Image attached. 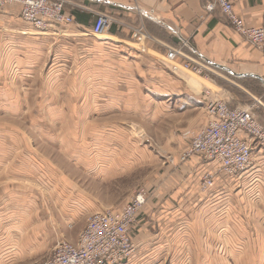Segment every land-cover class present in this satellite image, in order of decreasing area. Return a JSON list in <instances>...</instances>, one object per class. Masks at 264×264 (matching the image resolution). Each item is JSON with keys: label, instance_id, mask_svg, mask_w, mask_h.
I'll use <instances>...</instances> for the list:
<instances>
[{"label": "crops", "instance_id": "0c3cea01", "mask_svg": "<svg viewBox=\"0 0 264 264\" xmlns=\"http://www.w3.org/2000/svg\"><path fill=\"white\" fill-rule=\"evenodd\" d=\"M64 1L63 12L72 18L71 23L51 27L46 32H38L25 24L19 17L17 5L0 8V100L4 101L1 107H5L8 113L40 112L28 111V106L22 111L16 104V89H8L5 85L8 83L21 89L31 84L34 80L32 75L37 71L32 65L40 61V65L47 62L51 69L47 83L53 94L51 92L50 102L44 106L46 113L66 116L65 124L70 113L120 112L117 98L125 99L126 107L141 108V112L154 107L174 113L205 109L212 99L220 98L235 106L234 103L240 104L246 98L249 100L246 105L253 100L259 103L254 114L264 126V49L254 48L240 36L218 8L205 13L207 0ZM232 3L235 15L246 27L264 29V0H232ZM101 14L112 16L115 23L105 35L94 37L92 28L96 17ZM141 23L157 41L133 38L132 29ZM167 46L185 50L207 67L231 75L232 79L253 82L255 95L243 89L242 93L239 90L240 96H235L206 77L207 85L217 91H203L192 77L196 73L187 69L172 70L165 60ZM136 77L147 84L145 94L140 93ZM76 83L81 89L70 93L78 88ZM62 89L65 91L54 93ZM27 90L25 96L30 95ZM60 97L67 98L66 105L60 104ZM75 97L92 99L99 105L86 101L83 105H76ZM104 98L110 99L108 106H101ZM139 98L141 102L132 100ZM196 131L183 134V140L171 139L172 147L184 150ZM46 137L43 140L48 144L60 148L76 143L86 144L85 138L73 142L71 138L59 139L54 134ZM2 139L0 264H39L47 259L46 256V259L43 258L44 253L50 249L61 226L54 229L53 223L49 224L48 219L39 213V202L34 192L24 186L1 182L7 166ZM117 139L125 142L122 138L111 136L109 142H96L93 138L92 145H111L112 142L118 145ZM29 158L37 162L31 155ZM79 158L86 164L89 156L84 153V159L80 154ZM59 163L60 168L64 167L61 161ZM203 163L199 157L192 156L180 167L182 173L178 182L183 188L179 189V194L189 193L197 198V189L195 191L194 188L198 173L208 165L215 168L214 163L206 162V166ZM37 166L41 167L40 163ZM31 169L28 165L27 170H22L21 179L40 182L38 172L35 174ZM41 169L46 172L45 168ZM215 178L218 185L215 184L207 195L198 197L194 207L191 203L184 205V209L193 210L191 216L173 232H166V224H163L160 215L178 210L180 206L176 208L167 202L162 203L160 197L156 210L148 199L131 230L138 247L122 264H264V157L255 158L252 168L232 179L227 180L220 174ZM171 234L172 239H169ZM59 241H63L61 237L55 243ZM166 258H172L173 262H168Z\"/></svg>", "mask_w": 264, "mask_h": 264}, {"label": "rangeland", "instance_id": "374dc122", "mask_svg": "<svg viewBox=\"0 0 264 264\" xmlns=\"http://www.w3.org/2000/svg\"><path fill=\"white\" fill-rule=\"evenodd\" d=\"M134 28L144 39H155L142 23L137 24ZM155 41L157 40L155 39ZM168 47H166L167 53L176 51L180 55L176 63L172 64L175 67L172 70L177 72L181 69L184 71L187 68L180 66L179 63L183 59L192 61L187 70L191 71L192 68L196 67L200 70L199 74L192 75V77L198 81L199 88L203 91H217L216 88L207 85L206 79L208 78L218 86H223L224 90L234 93L235 96H240L239 90L243 89L255 95L253 82L246 83L232 79L231 75H224L207 67L190 56L185 50ZM35 64L32 67H36L37 71L32 75L34 80L31 84H26L27 86L21 89L8 83L5 85L8 89H16V104L22 108V111H25L26 106H28V111L39 110L40 112L8 113L5 107H1L4 101L0 100V138H3L7 155L5 178L1 182L5 181L12 186H24L34 192L39 202V213L48 219L46 220L49 221V224L53 223L54 229L58 225L61 226V230L54 235V242L50 245L51 247L49 246L50 249L44 253L43 258L45 256L48 258L51 255L58 243H55L58 237L67 243L74 244L90 215L121 208L139 191L146 193L147 200L152 202L156 210L159 208L157 202L160 201V197L163 199L162 203L167 202L169 206L176 208L177 205L180 206L178 210L174 209L173 212L168 211L160 215L163 224H166L164 227L166 232H173L172 230H177L180 227L179 224L191 216L193 210L184 209V205L191 203L190 205L194 207L199 201L198 197L207 195L215 184L218 185V182L213 181L214 185L204 190V176L213 169V166H206L204 164L206 161L202 157L191 155V157L197 156L202 159L204 161L202 165L206 166L196 178L197 186L194 189L195 191L197 189V198L196 196H194L195 198L192 197L189 193L179 194V189L183 188L178 182L182 173L180 167L190 158L182 159V157L190 150L192 138L198 130L204 129L207 124L205 109H199L193 113H174L166 112L162 108L148 107L145 112H141V108L137 106L126 107L127 101L117 98L120 112L77 115L70 113L67 115L69 119L65 124L66 116L47 114L44 107L50 102L51 92L53 94L47 83L51 76L49 74L51 72L50 65L47 62L45 65L42 63L40 65V61ZM205 77L206 79H204ZM137 81L136 85L140 93L145 94L144 88L147 84H143L138 78ZM76 84L78 85V83ZM23 89H28L30 95L25 96L26 91ZM80 89L78 85V88H74V92L70 89V93H76ZM64 91L62 89L54 93ZM59 100L61 101L60 104L66 105L67 98L60 97ZM74 100L76 105H83L84 101L88 104L99 105V103H94L92 99H84L83 97H75ZM132 100L141 102L140 98ZM243 100L244 102L234 103V105L244 107L249 100L246 98ZM257 100L260 102L259 98ZM102 101L105 102H101V106L110 104L108 98H104ZM138 105L142 106L141 104ZM58 118L64 121V126L63 121ZM70 118H74V120ZM85 128L86 130H84ZM195 130H197L196 133L189 140L184 150L180 151L179 148L172 147L171 139L183 140V134H189ZM52 134L60 137L59 139L71 138L73 142H79L85 138L86 144L79 145L76 143L75 145L70 144L66 148H60L43 140V137ZM111 136L122 138L125 142L121 143L117 139L118 145L113 144L114 142L111 145L109 143L101 146L92 145L93 138L96 139V142L97 140L109 142ZM61 150H64L65 153ZM84 153L89 156L86 164L79 158L80 154L81 158L84 159ZM29 155L37 162L35 163L29 158ZM58 160L64 167H59L60 161L58 162ZM37 163H40L41 167L37 166ZM28 165L31 166V170H34L33 173L38 172L37 177L42 184L21 179L24 173L22 170H27ZM41 168H45L46 172ZM19 171L20 174H18ZM15 173L19 176L14 177L17 175ZM186 187L188 186L186 185ZM158 191L164 192L165 195L159 194ZM168 237L172 239V234ZM42 259H38V261ZM166 259L168 262H173L172 258Z\"/></svg>", "mask_w": 264, "mask_h": 264}, {"label": "built area", "instance_id": "2783aa9c", "mask_svg": "<svg viewBox=\"0 0 264 264\" xmlns=\"http://www.w3.org/2000/svg\"><path fill=\"white\" fill-rule=\"evenodd\" d=\"M64 4V0H0V8L17 5L20 19L38 32L71 23L72 18L63 12ZM215 8L254 48L264 49V29L246 27L235 15L232 0H207L204 12L211 13ZM113 23L115 20L112 16L98 15L92 35L102 37ZM132 30L134 39H144L137 30ZM179 58L176 51H169L165 56L172 69H175L172 64ZM190 63L192 61L183 59L179 65L188 69ZM191 71L196 74L200 72L197 67ZM257 105L256 100L244 107H231L228 101L220 98L207 102V124L204 129L198 130L192 138L190 150L182 157L198 155L207 163L215 164V168L204 176V190L214 185L217 174L232 179L252 168L255 158L264 157V126L254 114ZM146 202V193L139 191L116 211L93 213L76 243L59 241L51 255L39 264H122L138 247L131 230Z\"/></svg>", "mask_w": 264, "mask_h": 264}]
</instances>
